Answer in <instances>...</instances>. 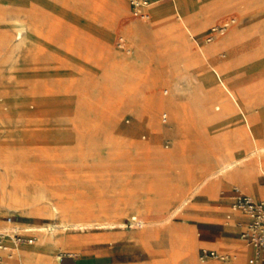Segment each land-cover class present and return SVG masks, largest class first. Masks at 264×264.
<instances>
[{"label":"rangeland","instance_id":"rangeland-1","mask_svg":"<svg viewBox=\"0 0 264 264\" xmlns=\"http://www.w3.org/2000/svg\"><path fill=\"white\" fill-rule=\"evenodd\" d=\"M155 1L141 20L129 0H0V216L19 224L0 218V230L34 237L20 250L53 241L27 264L54 255L92 264L97 248L124 245L125 234L149 253L148 238L167 237L163 263L172 264L179 235L194 234L173 225L176 211L206 199L202 188L183 195V179L252 151L242 112L264 147V0ZM215 71L241 110L223 108ZM258 161L253 182L214 178L205 192L250 193L264 183V153Z\"/></svg>","mask_w":264,"mask_h":264},{"label":"crops","instance_id":"crops-1","mask_svg":"<svg viewBox=\"0 0 264 264\" xmlns=\"http://www.w3.org/2000/svg\"><path fill=\"white\" fill-rule=\"evenodd\" d=\"M154 3L157 4L158 2H152L150 6H153ZM147 12L149 13L148 10ZM130 13L132 14L131 8ZM173 20L180 23L181 17L174 13ZM126 48L127 44L124 41V48L122 49ZM163 93L166 94L167 90H164ZM164 113L166 114L165 121L162 120V114ZM162 114L161 120L166 122L167 113L163 112ZM245 169L250 172L252 177L251 182H253L257 172L259 170L262 171L258 161L255 159L248 161ZM259 184L263 185L264 183H257L255 187L251 186V188H247L251 191L250 193L242 192L238 187H232V189L226 191L229 193L225 196L226 199L222 198L221 200H218L220 195L219 192L227 188L220 189L217 196L213 198L205 192V184L197 187L202 188V193L206 196V199L196 200L191 203L189 208L181 207L176 211V214L180 213L182 219L175 220L173 225H177L184 229L190 228L194 231V234L187 231L179 235L180 237L176 242L177 245H179L180 252L177 255H173L175 257L173 258L174 262L172 264H264V250L255 249L240 237V231L242 230V225L240 223L244 222L246 218L242 213L231 208L232 199L235 195L234 188H237L239 193L246 194L255 200L264 198V195H260L263 193V190L260 189L258 191ZM227 203H229L228 206L226 205ZM226 208H229L230 211H225ZM224 219H228L229 223H224L222 221ZM1 221L4 223L3 220ZM135 222L139 223L137 218ZM121 237L126 240V244H114L97 248L92 258V264H165L163 260L168 255L166 250H168L170 245L167 237H150L146 240L147 245L154 250L155 253L144 251L139 246V242L128 234ZM202 248L213 249L219 254H222L223 257L200 260L198 255ZM119 253H126L127 258L119 261L114 260L112 257ZM85 259L89 260L91 257ZM250 260H252V262H250ZM59 263L75 264V260L73 257L66 258L63 256ZM76 264H78L77 261Z\"/></svg>","mask_w":264,"mask_h":264},{"label":"bare ground","instance_id":"bare-ground-1","mask_svg":"<svg viewBox=\"0 0 264 264\" xmlns=\"http://www.w3.org/2000/svg\"><path fill=\"white\" fill-rule=\"evenodd\" d=\"M150 5H151V2L149 3L148 7ZM148 7H147V10H148ZM18 39H20V36ZM225 44H226V41L220 39L212 47L218 48L219 46H222ZM215 74H216V77L218 78V82L221 83L222 87L227 92V97H225L222 100L223 108L226 105H236L240 108V102H239L240 100L238 98V95H236V92L234 91L232 86L229 85L230 83L225 84L223 82L221 76L216 71H215ZM240 110H241V108H240ZM241 114H242L244 121L246 122V127L248 128V130L250 132V136L252 137V140L254 142V147H252V151L251 152L245 151V153H240L239 155L234 156L233 158H231L230 161L224 162L227 157L233 156L235 154V153L231 152L229 154H225L222 157L216 159L215 165H213V166L212 165H208V166L206 165L205 167L199 166L197 170L199 171L198 175L200 176V181H198V182L195 181L194 180L195 177H193L192 175L186 176V178L183 179V183H182L183 185H182V188L180 190L183 193V195H186V197H189L191 192L194 189H196L197 187H199V185H202V184H205L204 186H205V191H206V187L208 186V182H210L214 178H221L219 186L223 185L224 183L234 184V183L239 182L242 185H246V184L250 183L252 177L250 175L249 170L245 169L246 164H247V160L251 158V160L255 159L258 161L260 159V154L264 153V147H257V143L255 140L254 134H253V132L249 126L248 119L243 112ZM250 136H249V138H251ZM258 164L263 171L262 164L259 163V161H258ZM140 221L141 222L138 223V226L142 227L141 224H143L144 221H148V220H140ZM13 224H15V223H13ZM26 230L28 231V230H32V229L26 228ZM2 231H4V233H5L4 242L7 245H12V243H13L12 237H11L12 231H16V230L14 228H10V229H4ZM23 243H25V242L15 244L11 253L3 254V257H2L3 262L6 264H9L11 262L13 263L14 261H16V259L13 260V257L17 254L20 262L27 264L31 261V259L33 257H36V256L41 257V256H44L45 254H47V252L51 251V245L53 244V241L48 240V241H46V243L39 242V244H37V246H35L34 248H23L20 250L19 247ZM25 244L29 245L27 243H25ZM32 244H30V245H32ZM60 259H61V256L54 255L53 264H59Z\"/></svg>","mask_w":264,"mask_h":264},{"label":"built area","instance_id":"built-area-1","mask_svg":"<svg viewBox=\"0 0 264 264\" xmlns=\"http://www.w3.org/2000/svg\"><path fill=\"white\" fill-rule=\"evenodd\" d=\"M149 0H129V5L131 12L134 17L140 19H148L149 13L146 8L148 7ZM233 21V20H232ZM211 27L209 29V34L206 37L207 41H210L213 37V33L222 32L225 27ZM118 47L124 48V41L120 37L118 39ZM166 114H162V120L165 121ZM235 195L232 199L231 208L233 210L239 211L246 218L244 222H241L242 230L240 231V237L249 245L253 246L255 249L264 250V198L255 200L252 197L238 192L237 188H234ZM0 218L7 225H12L14 218L11 215L0 216ZM130 222H135L136 217L132 216L129 219ZM4 231L0 230V264H5L3 262V254L11 253L15 244L25 242L27 244H32L34 241L33 236L22 237L18 231H12V245H7L4 242ZM200 260H205L208 258H218L223 257L213 249L202 248L198 255ZM252 262V260H250Z\"/></svg>","mask_w":264,"mask_h":264}]
</instances>
